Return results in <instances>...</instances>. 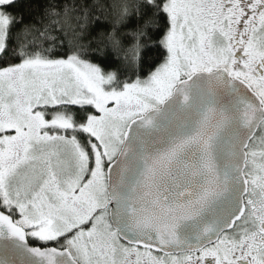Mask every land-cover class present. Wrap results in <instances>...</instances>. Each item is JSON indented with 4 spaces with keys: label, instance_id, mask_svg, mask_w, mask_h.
I'll list each match as a JSON object with an SVG mask.
<instances>
[{
    "label": "snow or ice",
    "instance_id": "obj_1",
    "mask_svg": "<svg viewBox=\"0 0 264 264\" xmlns=\"http://www.w3.org/2000/svg\"><path fill=\"white\" fill-rule=\"evenodd\" d=\"M0 264H264V0H0Z\"/></svg>",
    "mask_w": 264,
    "mask_h": 264
}]
</instances>
